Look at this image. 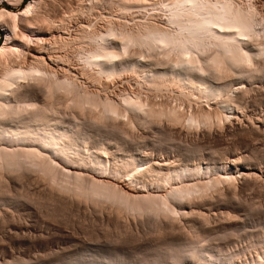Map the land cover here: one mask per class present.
<instances>
[{"label":"rangeland","instance_id":"374dc122","mask_svg":"<svg viewBox=\"0 0 264 264\" xmlns=\"http://www.w3.org/2000/svg\"><path fill=\"white\" fill-rule=\"evenodd\" d=\"M230 1L234 7L237 6L242 10H250L252 8L251 10L255 12H253V15H255V20H258L256 22V27L258 28H256V32L258 33L254 34L251 37L252 39H249L250 41L252 40L251 44H249L248 38H245L244 41L248 42L246 48H250L249 50L255 49L254 52L256 50L259 51L258 48H262L264 44V0ZM29 2L30 0H1L0 11L2 9L10 12L23 11ZM35 2L32 11L28 12L29 15L26 13L27 16L21 14L14 20L9 16H5L3 20V24L5 23L4 27L0 26V46L4 45L7 37L10 36L14 43L17 42L19 44L20 48L19 52L16 51V55L13 53L0 58V62L2 61L0 69H3V66H7V64L10 66H22V68L27 69L31 65L36 64L32 58L36 50H39L44 58L41 62L43 67L41 64L39 66H41L43 73L45 70L47 74L50 72L46 75V78L49 77L51 80L50 77H52L54 81L64 82V86H69L68 90L71 88L70 83L73 81V87L75 86V91L73 92H75V95L70 89V97L66 95L68 90L65 92V87L60 88V92L57 90L52 93L49 92V89H44L46 87L44 82L48 84V79H45L43 83L35 84L36 89L34 92L36 91V94L33 93V98H30L34 100V103L36 101L35 104L38 103L39 107L47 99H52L50 102L53 103L54 107L47 111L46 115L53 122L56 121L55 123H57L58 121L59 125H64V128L79 130L81 135L78 136L79 147L84 157L97 154L108 165V160L109 163H120V161L129 160L131 156L144 158V156L151 157L150 155L153 154L160 158L173 157L175 158L174 160H187L190 163L203 162L206 164L214 161L220 163L232 160V167L241 164L252 168L253 171L258 173V176L247 180V182H244L243 179L241 180V177L240 180L239 177H235V180L231 179L230 182L220 183V188L224 193H227L229 186L231 187L230 189L235 188V190L233 189L235 193H230L231 195L227 193L226 199L225 195H223L220 204L207 211L211 221L213 220L212 224L226 220L230 223L228 225L229 228L226 227V230L224 229L211 235L207 234L210 238L207 242L203 241V239L201 241L196 239L197 234L199 236L197 232H194L195 234L192 232L191 235L195 236L191 237L193 240H198L194 243L195 245L199 243L197 247H200L203 242L205 243L204 248L211 250L214 254H219L223 251L220 254L221 256H219L222 257L223 255L224 264H264V138L251 132H242L229 128L223 132L224 134H214L215 136L212 135L210 139H183L176 132L170 133L169 130H166L168 123L171 124L168 118H151V114H147L148 103L149 106L154 105L155 108L158 104V109L159 105H163L160 106L161 108H164V106L167 108L168 103L169 107L175 105L174 107L180 109L179 111L185 109L187 114L191 113L189 110L193 112L200 111L203 106L206 110L215 109L213 101L210 102L207 98L199 97L193 91H184L185 88L182 89L181 85L179 87L178 83H176L178 85L174 86V82H167L168 85L164 83L160 86V83L155 82L150 77L152 70H159V67L163 70L173 69L176 62L173 61L174 58L171 59V56L174 57V53L173 55H171L172 53L168 55L165 49H163L165 50L163 52L160 48L154 47L152 49L151 47L148 49L146 46L142 47L143 45L140 47V44L133 41L132 44L130 41V47L128 41V43H126V40L121 41L124 33V36H126V33L128 36L134 30L135 36L143 35L148 32L144 29L147 26L148 30L151 28L150 26H152L151 29L155 28V26L156 28L160 26L166 27L169 30L177 29L176 25L173 26L175 23L171 22L173 25L170 24L169 18L172 12L170 13V8L167 4L166 7L163 4L165 0H35ZM107 23L111 24L112 28H115H113V31L115 30L114 34L116 35L112 37V40L116 37L121 38L120 41L115 39L117 50L118 47L122 48V42L127 44V48L126 51L120 49L124 54L120 52L119 55L121 56L115 58V61H118L116 64L118 63L119 65L116 66V74L110 73V75L107 73L105 76V73L100 74L95 66L91 65L90 67L86 63L87 57L85 58V56L90 54V49L93 50L96 46L94 45L95 43H90L87 40L81 41V38L78 37H81L82 33L93 32L96 29L99 30H97L98 32L103 30L102 33H104L107 30ZM138 31L140 34H137ZM255 36L258 37L256 38ZM65 39L70 43L73 40L72 44L63 46L62 43L65 42ZM79 40L81 41L80 43L78 42ZM244 41L241 43L246 44ZM207 47L208 53L212 54L213 48L217 46L212 44L211 46L207 45ZM155 49L157 50L155 51ZM261 54L263 58H260L263 60L259 62ZM261 54H258L259 59L256 57L255 62L253 61L252 63L253 65L249 66V68H252V74H254L256 79L237 83L236 80L239 81V78L235 79L234 77H238V75L234 76L233 74L231 76L234 77L230 76L223 80L224 83L230 84L232 89L244 88L243 90H246V93L248 92L247 95L245 93L247 98L245 97L246 100L242 104L243 107L241 106L239 110L240 117L244 116V125L248 122L250 123V120L252 122L257 121V119L264 120V53ZM166 56L170 59H166ZM123 59L124 61H122ZM134 63L135 65L138 63L141 67L135 66L133 68ZM258 63L260 65H257ZM128 65L129 68H127ZM124 66L127 67L125 68ZM164 67H168V69H164ZM253 67L256 68L254 69ZM219 81L223 83L222 80ZM66 82L70 85H66ZM45 93H50L52 96ZM79 95H83L85 98L88 96L87 98L91 99L90 101L94 99L95 102L97 100L95 102L97 104L89 102L94 106L91 107L88 103L87 107H83L85 109L83 111L75 106L74 101L73 103L71 102L75 98H81ZM53 96L54 98H51ZM123 98H130V100L139 98L140 103L144 102L143 106L146 108L145 112L147 113L145 115L140 114L139 120H135L133 116L135 113L130 110V112L127 110L126 112L128 113H126L120 105H117L123 109L122 112H119L121 117L117 114L108 113L109 116H107L105 114L106 111L104 112V106L101 105L102 102L107 100L108 102L112 101V104L121 103L122 106L124 103ZM98 99L101 100L98 101ZM59 101H63L61 105ZM54 103H56V106ZM146 104L147 106L145 107ZM190 106L192 107L190 108ZM98 113L101 116L105 115V120H103V116L101 120L97 118L96 114ZM122 114H124L123 117ZM112 115L114 119L117 116L121 118L122 125L119 124L120 119L118 117L116 118L117 120H112ZM131 118L133 119L131 120ZM227 120L224 119L221 122L213 123L212 125L215 127L211 125L212 128L210 130L213 129L212 133L218 129L223 130L221 127H226L223 123H226V125L230 124V119ZM249 123L246 126L251 124ZM201 128L205 129L202 126L199 131L204 130ZM112 153L113 155L115 153V156ZM115 157L118 159H114ZM52 160L56 161L58 169L60 167L64 171L69 169L66 167L67 165L60 163L59 160ZM21 169L19 168L20 171L10 170L8 173L6 172L7 170H4V173L3 171L0 173V181L2 183H0V264H170L174 254L178 252L183 254L185 249H187L184 247H188V243L186 244L176 239L171 232L160 230L156 226L158 225V218L153 213L138 210V208H135L136 206L131 209L128 207V209L124 208L121 203V206H119L117 199L116 202L118 203L115 201L111 203L112 200H102L103 198L100 197H95L97 200L93 197L84 199L85 197L76 196L75 192V195L73 192L64 194L58 192L60 191L59 188L57 186L53 187L52 184L54 183L50 179L43 177L38 170L29 167H22ZM106 172L108 173V171ZM89 174L93 176L92 173L89 172ZM125 176V174H120L113 178L111 177V182L113 181L112 183L115 186L126 191L129 187L133 188L137 185L130 179L127 181L128 177ZM4 180L8 182L6 183ZM228 222L226 223L228 224ZM209 241L211 242L209 243ZM257 258L263 260L260 261ZM186 262L181 261L179 264H185ZM197 263L189 260L186 264Z\"/></svg>","mask_w":264,"mask_h":264},{"label":"bare ground","instance_id":"6f19581e","mask_svg":"<svg viewBox=\"0 0 264 264\" xmlns=\"http://www.w3.org/2000/svg\"><path fill=\"white\" fill-rule=\"evenodd\" d=\"M167 1L165 0V3L163 2L162 3L165 4V7L167 4L168 7L170 8L169 9L170 13L172 12V14H170L171 17L169 16L170 24L171 22L175 23L174 25L173 24L171 25L173 26L176 25L175 27H177V29L172 28L173 30H169L166 27H164L166 28L164 29L162 26L160 27L157 26L158 28H156L155 26V28L151 29L152 26H150L151 28L150 27L149 28L151 30L150 29L148 30L147 29L148 26H147L144 29H146L148 32L146 33L143 32L144 33L143 35L140 34L138 31L137 34L139 33L140 36H138L137 34H136L137 36H135V34L133 33L135 31L134 30L133 32H131L132 34L130 33L128 34V36L126 33L127 37L124 36L125 35L124 33L123 34L124 38L122 37L121 39L116 37L115 39H117L116 41H120V39L121 41L126 40V43L129 42L128 44L129 46H130V41L131 44L133 41L136 42L137 44H140V47L141 45H143L142 47L146 46L148 47V49L151 47L152 49L154 47L160 48L163 52L166 50L165 52L168 55H170L171 53H172L171 55H173L174 53L173 55L174 57L171 56V59L174 58L173 61H175L177 64L176 65L174 63L176 67L174 65L173 66L175 68L173 67V69H168V67H164V69L167 68L168 70H163L161 69V67H159L161 70L160 69L152 70V74L150 77H152L155 82L157 81L158 83H160L159 84L160 86L161 84L164 83L165 85H168L167 82H174L173 84L174 86L179 84V87L181 85L182 89L185 88L184 91L185 90H188V92L193 91L199 97L207 98L208 100H210V102L213 101L214 103L213 105H215V109L210 108V110L209 109L206 110L203 108L204 106L202 105L203 107L200 111L193 112L189 110L191 113L187 114V111L185 112V109L179 111L180 109L178 108L176 109L174 107L175 105H173V107L172 106L169 107L168 103H167V108H165V106L164 108L163 107L161 108L160 106L163 105H159V109H158V104L157 107L155 108L154 105L149 106L148 103V106L147 104L145 105V107L147 106L148 108V110H146L148 112L147 113L145 112L146 108H144L143 106L144 104L143 101H141L143 103H140L138 100L139 98L131 99L132 100L131 101L130 100L131 97H130L129 99L126 98L127 100L123 98L124 103L122 106L121 103L120 104L114 103L115 104L114 105L112 104L113 103L112 101H110L111 103L108 102L107 100L102 102L101 105L104 106V112L106 111L105 114L107 113L113 115L117 114L118 116H120L121 114L119 115V112H122V110L124 109L125 112L127 110L128 111L130 110L133 113H135L133 114L131 112L135 120L136 119L139 120L140 114L145 115L146 113L151 114V118L155 117L159 119L161 117L162 118L166 117L168 118V121L171 122V124L167 122L168 125L166 127V130H169L170 133L176 132L183 139L184 138L196 139V140L200 138L210 139L214 134L215 135L224 134L223 132H225V130H228L229 128H233V130H238L242 132L245 131L251 132L256 136L264 138V120L257 119V121L255 122H252L250 120V123L252 122L251 124L247 120V122L250 125L246 126V124L248 123H246L245 125L243 124L244 116L242 115L243 119L242 116L240 117V113H239V110L241 109L240 107L241 106L243 107L242 104H244V101L247 98V96H245L246 90H243L244 88L232 89L230 84L224 83L223 81L224 79L226 80L227 77H230L233 74L234 76L238 75V77L231 76L234 77L235 79L239 78V81L236 80L237 83L238 82L242 83L243 81L246 80L253 81L254 79H256L254 74H252L253 71L252 68H249V66L253 63V61L255 62L256 57L258 58L257 56L258 54L260 55L261 53H264V44L263 47L261 46L262 45L261 44L260 46L262 48L259 47L258 48L259 51L256 50L255 52H254L255 49L249 50L250 48H246L248 42L247 41L245 42L244 39L245 38H248L247 40L252 39L251 37H253L254 34L258 33L256 32V28H257L256 22L258 20L257 21L255 20L254 17L255 15H253L254 11L251 10L252 8L250 10H242L241 8L239 9L237 6L234 7L232 5L233 3L230 0L229 1L228 0H167ZM35 3H36L35 0H30L29 4H27V7L23 11H19V12H10L6 9H2L0 11V26L2 27L5 24V23L3 24V20L5 16L6 17L9 16L14 20L18 18V16L21 14L26 15V13L32 11V8H34ZM110 25L107 23L106 25L107 30L104 33H102L103 30L101 32H98L99 30L96 29L93 32L91 31L89 33L88 32L82 33L80 35L81 37H78L81 38V41L87 40L90 41V43L91 42L95 43L94 45L96 46L94 48L92 46L93 50L89 48L91 50V52H89L90 54L87 55L86 53L87 55L85 56V58L87 57L86 63H88L90 67L91 65L93 67L95 66L100 72V74L105 73V76L107 73L108 74L115 73L117 69L116 66L118 65V63L116 64V62L118 61H115V58L117 56H121L119 55V53L121 52L120 49L122 51L123 50L126 51L127 48V44H125V42H122L123 43V44L121 43L122 48L118 47L119 51L117 50V43L114 38L112 40V37L116 35L114 34L115 30L113 31L114 27L112 28ZM257 25L259 26V24ZM255 37L257 38L258 36ZM64 41L65 42L62 43L63 46H67V45L69 46V44H72L73 42V40H71L70 43L66 39ZM81 41L79 40L78 42L80 43ZM242 41H244L246 44L244 43L242 44L241 43ZM251 41L249 44H251ZM210 43L215 44L218 47V48L217 47L213 48L215 51L217 50L216 52L214 50L212 51L213 53L210 51L212 54H209L207 51L208 50L207 45L208 46L212 45V44L209 45ZM19 48H20L19 44H17V42L14 43L13 39L10 36H8L5 44L0 46V58H3V56L8 54L12 55L13 53H15L16 55V51L19 52L18 51ZM156 50L157 49H155V51ZM167 56L165 57L166 59H168ZM260 57L263 58L262 54L259 56V58ZM42 59H44L42 52L36 50L35 55L32 58V60L36 62L35 65H31L29 68L24 69L22 68V66L19 67L13 64H12L13 66H10L7 64V66L6 65L3 66V69H0L1 70L0 71V173H2V171L4 173L6 170H7L6 172L8 173L10 172V170L16 171L19 170V168L21 169L22 167L25 168L29 167L38 170L41 173V175H43V177H45L46 179L47 178L50 179L52 183H54L52 184L50 181L53 187L57 186L59 188L60 191L58 192H62L64 194L71 192H73L74 194L75 192L76 196L79 195V197H83V198L85 197L84 199L86 198L90 199V197H93L94 199L97 200V198L95 197H100L103 198L102 200L104 199L108 201L112 200L111 203L113 201L116 202L117 199L119 203L118 202L116 203H118L119 206L122 205L124 208L128 207L131 209L134 206H136L135 208H138V210L140 209L144 212L147 211V213L148 212L153 213L158 218V219L156 218L158 224L156 226H158L160 230L169 231L173 234V236L176 239L182 241L183 243L186 244L188 243L187 244L188 247H184L187 249H185L183 254H179V252L177 254L173 253L174 254L172 256L173 260L172 262H170V264H179L181 261L188 262L189 260H193L194 263L198 262L197 264L199 263L224 264V260L222 259L223 255L222 257H220L221 256L220 254L223 251L219 254H214L211 250L204 248L205 243L203 242L201 243L202 247L200 245H199L200 247H197L199 243L198 244L196 243L197 245H195L194 243L198 240L201 241V239L207 242L208 240H210L209 235L207 234L211 235L212 233L222 231L224 229L226 230V227L229 228L228 225H230V223L226 220H224L225 222L221 220L218 222H214V224H212L213 220L211 221L210 216L207 213V211L213 209V207L220 204V200H222L223 195H225L224 197L226 199V194L227 193L233 194L235 190V188L233 187L232 188L234 190L230 189L231 187L229 186L227 189L228 190L227 193H224V191L221 190L220 188V183L230 182L231 179L235 180V177H239V180L241 177V180L243 179L244 182L245 181L247 182V180H251L253 177L258 176V173L253 171L252 168L242 166L241 164H237L234 167H232L233 166L232 160L227 162H220V163L216 161L209 162L206 164H204L203 162L190 163L187 160L178 161V160H174L175 158L173 157L165 159V158L156 157L152 154L153 156L152 155H150L151 157L144 156V158H137L135 156H131L129 160L120 161V163L118 162L109 163L108 160V165H106L105 161L97 154L96 155L91 154L88 157H84L81 154L79 147V143H80L78 139V136L80 135L79 130L78 129L72 130V128L71 129L64 128L63 127L64 125L62 126L59 125L58 121L57 123H55L56 121L53 122V120L48 115H46V112L53 109L54 107L53 103L50 102L52 101V99L49 100L47 99L48 101L46 100V102H43L44 103L43 105L40 104L42 107L41 106L39 107L38 103L35 104L36 101L34 103V100L30 98L32 97L33 93L36 92V91L34 92V90L36 89L35 84L40 82L43 83L45 79H48L47 80L48 84H46L47 82L46 83L44 82L45 86L48 88L45 87L44 89H49V92L51 93L59 90L60 88L62 89L63 87H65L64 89L66 92V90H68L69 88V86L68 87L64 86L63 84L64 82L59 83L60 81L58 82L54 81L52 77H50L51 78L50 80L48 76H47L48 78H46V75H48L50 72L47 74V72H45L46 70L44 71V73L43 70H41V66L43 67L41 63ZM262 60L263 59L260 58V60L258 61L260 62ZM122 61H124V59ZM39 64H41V66H39ZM257 65H260V63H258ZM135 66L141 67L138 65V63H136V65L134 63L133 68ZM127 68H129V65ZM98 76L101 77V75L99 74ZM219 80H222L223 83H221V81ZM67 82L65 84L66 85L71 84L70 89H72V92L75 91L74 88L75 86L73 87L72 84L73 81L70 84H67ZM165 85L163 86L165 87ZM70 89L68 90L69 92L67 91L66 93L68 97H70L69 96L70 95L69 93H71ZM60 91L61 90H59L58 92ZM73 93L75 95V92ZM48 94L52 96V94L50 93H47L46 95ZM80 97L81 98L73 99L71 102L73 103L74 101L75 106L81 110L87 107L88 106L87 104L89 102L90 103L94 102V99L90 101L91 99L89 100L87 98L88 96H86L87 99L85 98V96L83 97V95ZM51 98H54V96ZM68 100H64V101H68ZM100 100L98 99V101ZM133 100H137L138 102ZM59 102L61 105L63 101L62 102L59 101ZM54 104L56 106V103ZM93 104L92 105L90 104L91 107L94 106ZM117 105L118 106L120 105V107H122L123 109H121ZM75 106L73 105V107ZM57 107L59 108V106ZM191 107L192 106H190V108ZM143 110L145 113L142 112ZM108 114L107 116H109ZM99 115H100L99 113L96 114V117L101 120V117L103 116V120H105L104 119L105 115L102 116L100 115V117ZM113 115L111 118L112 120L114 119ZM123 116L124 114H122V117ZM116 118L114 120H117ZM228 118L230 119L229 121L230 124L227 123L228 125H226V123H223L225 124L224 126H226V127H221L223 128V130L218 129L217 131L212 133L213 129L212 130L210 129L212 127H215L212 125L213 123L217 121L221 122L222 120L224 119L227 120ZM119 119H120L119 124L122 125L121 124L122 120L121 118ZM132 119L133 118H131V120ZM60 122L62 123V121ZM202 126L205 127V129L201 128L204 130L199 131V128ZM113 156H115V153ZM117 157H115L114 159H118ZM52 159L59 160L60 163H63L65 166L67 165L66 167L69 169L68 170L65 169L64 171V169L60 167L62 170L60 168L59 170L58 167H56L57 166L56 161ZM54 161L56 164L54 163ZM33 169H29V170H33ZM106 171H108V173ZM89 172L92 173L93 176L90 175ZM120 174L121 175L125 174L128 177L127 181L128 179H130L132 182H135L137 185H135L133 188H130L128 186L129 188L127 191L115 186L112 183L113 181L111 182V177L113 178L114 176ZM2 177L4 176L2 175ZM4 182L6 181L4 180ZM94 206L96 205L94 204ZM119 211L121 212V209ZM226 222H228V224ZM192 232L199 233V236L196 233L197 234L196 239L198 240L192 239V237L195 236V235L193 236L191 235ZM210 242L211 241H209V243ZM258 259L259 258H257V260ZM259 260L261 261L263 259H259Z\"/></svg>","mask_w":264,"mask_h":264}]
</instances>
